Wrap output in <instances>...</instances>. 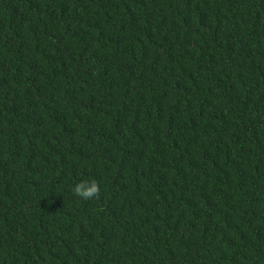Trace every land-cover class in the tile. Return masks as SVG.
<instances>
[{
	"label": "trees",
	"instance_id": "1",
	"mask_svg": "<svg viewBox=\"0 0 264 264\" xmlns=\"http://www.w3.org/2000/svg\"><path fill=\"white\" fill-rule=\"evenodd\" d=\"M0 264H264V0H0Z\"/></svg>",
	"mask_w": 264,
	"mask_h": 264
},
{
	"label": "clouds",
	"instance_id": "2",
	"mask_svg": "<svg viewBox=\"0 0 264 264\" xmlns=\"http://www.w3.org/2000/svg\"><path fill=\"white\" fill-rule=\"evenodd\" d=\"M73 194L83 201H90L100 195V184L94 178H81L74 183L72 188Z\"/></svg>",
	"mask_w": 264,
	"mask_h": 264
}]
</instances>
